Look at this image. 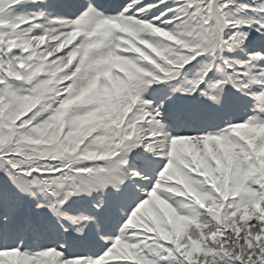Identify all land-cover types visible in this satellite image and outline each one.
I'll return each mask as SVG.
<instances>
[{
    "label": "snow or ice",
    "instance_id": "6c2138e0",
    "mask_svg": "<svg viewBox=\"0 0 264 264\" xmlns=\"http://www.w3.org/2000/svg\"><path fill=\"white\" fill-rule=\"evenodd\" d=\"M0 264H264V0H0Z\"/></svg>",
    "mask_w": 264,
    "mask_h": 264
}]
</instances>
